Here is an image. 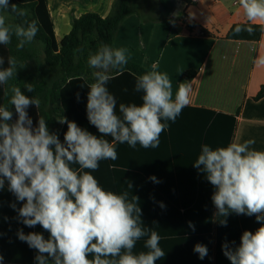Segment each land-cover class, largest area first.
I'll list each match as a JSON object with an SVG mask.
<instances>
[{"label": "clouds", "instance_id": "9594fccd", "mask_svg": "<svg viewBox=\"0 0 264 264\" xmlns=\"http://www.w3.org/2000/svg\"><path fill=\"white\" fill-rule=\"evenodd\" d=\"M239 7L248 22L264 25V0H239ZM8 14L27 16L26 10L10 0H0V45H10L15 37L17 49H23L36 37L38 24L26 19L11 24ZM242 31L252 34L254 28L234 29L236 35ZM127 51L101 44L88 55L94 82L88 86L87 119L99 137L63 118L60 122L67 124V131L61 142L49 131L45 118L40 117L34 126L27 110L39 108L38 97L26 96L16 85L4 92L11 108L0 104V189L7 181L9 191L22 202L18 209L15 204L11 207L25 226L40 225L50 233L48 239L38 232L25 234L21 229L17 233L29 248L37 250V264H49V258L52 264H156L165 256L158 232L143 225L139 198L129 191L104 189L92 174L100 161L118 159L117 143L133 149L137 144L144 149L158 148L162 132L169 127L163 121L175 122L190 103L191 85L180 83L173 98L172 81L154 62L135 80L134 90L142 93V103H120L118 115L117 100L107 84L110 70H123L127 65ZM257 63L264 65V58ZM4 65L5 58L0 56V86L8 85L25 66L14 56ZM24 87L34 91L32 83ZM105 137H111V142ZM254 144L253 139L215 149L202 144L193 165L215 189L212 201L218 216H255L261 225L255 232L245 230L238 246L222 245L231 264H264V150L253 148ZM150 179L158 182L154 176ZM221 223L226 226L227 221ZM189 227L195 230L192 222ZM142 239L146 251H134ZM194 252L204 259L208 249L198 243ZM3 260L0 255V264Z\"/></svg>", "mask_w": 264, "mask_h": 264}, {"label": "crops", "instance_id": "0c3cea01", "mask_svg": "<svg viewBox=\"0 0 264 264\" xmlns=\"http://www.w3.org/2000/svg\"><path fill=\"white\" fill-rule=\"evenodd\" d=\"M112 2L47 0L57 43L70 32L72 18L89 12L106 17ZM137 10L138 14L126 18L119 27L114 47L126 48L128 60L147 71L158 62V71L167 73L172 81L173 98L180 83L190 84V103L175 120L177 127L171 126L166 147L161 148L166 140L163 132L156 149H144L139 144L133 149L117 143L118 159L100 161L92 174L104 189L129 191L130 196L139 198L143 225L158 232L165 251L156 264H211L207 256L200 259L194 252L198 243L208 248L207 239H202L214 236L217 209L212 201L214 187L193 166L201 147L190 142L197 132L192 109L235 116L237 125L243 119L257 120L248 107L244 108L264 84V65L257 63L264 58V25L258 41L227 39L233 24H255L247 21L239 0H177L173 26L162 16L157 0H140ZM189 70L196 74L188 82L183 73ZM236 136L235 130L231 143ZM153 176L158 182L150 179ZM128 184L133 187L128 189ZM12 204L16 209L22 206L5 181L0 189L3 248L21 245L17 233L21 229L25 233L26 226ZM189 222L195 225L194 231ZM143 243V239L139 241L134 251H146Z\"/></svg>", "mask_w": 264, "mask_h": 264}, {"label": "trees", "instance_id": "16d2710c", "mask_svg": "<svg viewBox=\"0 0 264 264\" xmlns=\"http://www.w3.org/2000/svg\"><path fill=\"white\" fill-rule=\"evenodd\" d=\"M139 1L113 0L106 17L89 12L78 18H72L70 32L57 43L47 0H10V4H16L18 8L26 10L27 16L20 18L15 14H8L7 22L15 24L24 19L35 20L39 31L34 40L26 44L23 49H17L15 37L10 45H0V56L5 58V67L9 56L16 57L20 64L25 65L18 69L16 78L10 80L8 85L0 86V104L11 108L8 104L9 97H6L4 92L12 85H16L26 96L38 97L40 100L38 109L31 106L27 110L34 126L40 117L45 118L49 131L57 134L63 142L67 124L61 125L59 121L61 118H67L68 121L76 122L81 128L99 137L101 134L87 119V94L90 90L88 86L94 82L92 76L94 69L90 68L87 63L88 55L90 52H95L101 44L114 47V40L121 24L129 16L138 14L137 3ZM176 1L157 0L162 16L169 21L171 26H173L172 13ZM237 26L245 29L253 27L254 31L252 34L242 31L236 35L234 29ZM262 31V26L258 24H233L227 31L226 38L258 41ZM145 71L147 70L130 60L123 70H110L111 79L107 87L117 100L118 115L120 103L137 105L142 103V93H137L134 89L136 77ZM195 74L194 70L185 71L183 78L189 82ZM25 83H32L34 91L28 92L24 87ZM77 93L79 100H77ZM247 107L248 111L258 118L256 121L243 119L238 125L235 116L205 109H192L197 124L195 138L192 136L190 141L192 146L200 148L202 144H208L212 145L213 149L226 146L231 143L236 130L235 142L242 143L253 139L255 144L252 147L264 150V84L255 97L246 101L244 111ZM12 110L14 121L17 117L14 108ZM163 122L169 127L163 132L166 140L161 148L167 146L166 141L168 137H171L169 134L171 126L177 127V124L172 121ZM105 138L111 142V137ZM72 167L78 168L79 166L72 165ZM222 220L227 221L226 226L221 223ZM215 221L214 236L207 235L202 239L203 241L207 239L209 243L207 258L211 260V264H231L223 254L222 245L227 242L230 247H236L240 244L241 235L245 230L255 232L261 226L255 216L249 217L235 213H230L227 217L216 214ZM29 232L42 233L45 239L50 236V233L40 225L34 228L26 226L25 234ZM2 240L3 235L0 234V255L4 257L3 264H37L35 260L37 250L29 248L26 242H21V245L14 248H3L1 247ZM49 264H52L51 258H49Z\"/></svg>", "mask_w": 264, "mask_h": 264}, {"label": "built area", "instance_id": "2783aa9c", "mask_svg": "<svg viewBox=\"0 0 264 264\" xmlns=\"http://www.w3.org/2000/svg\"><path fill=\"white\" fill-rule=\"evenodd\" d=\"M237 3V2H236Z\"/></svg>", "mask_w": 264, "mask_h": 264}, {"label": "rangeland", "instance_id": "374dc122", "mask_svg": "<svg viewBox=\"0 0 264 264\" xmlns=\"http://www.w3.org/2000/svg\"><path fill=\"white\" fill-rule=\"evenodd\" d=\"M144 15V14H143Z\"/></svg>", "mask_w": 264, "mask_h": 264}]
</instances>
